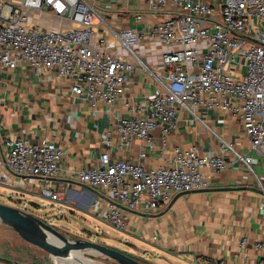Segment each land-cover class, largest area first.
Wrapping results in <instances>:
<instances>
[{
  "label": "built area",
  "instance_id": "2783aa9c",
  "mask_svg": "<svg viewBox=\"0 0 264 264\" xmlns=\"http://www.w3.org/2000/svg\"><path fill=\"white\" fill-rule=\"evenodd\" d=\"M117 1L0 0V68L13 70L22 64L35 72L48 70L69 81L76 96H86L94 106L98 101L111 105L125 94L134 67L117 53V47L149 71L137 55L139 34L132 28L114 31L115 43L105 37L91 42L94 18L105 24L96 5L111 7ZM138 1L150 12L168 5L177 12L152 26L154 40L170 49L162 53V73L149 71L157 87L146 99L144 113L121 120V141L127 144L139 138L149 143L152 132L163 127L166 133L179 112L199 120L197 110L206 107L236 115L252 149H264V0ZM30 13L67 18L71 27L43 29L31 24ZM132 19L138 24L142 15L137 13ZM110 141L107 136L105 145L109 147ZM5 146L0 185L14 187L16 180L38 179L42 182L40 196L53 203L63 201L64 193L48 182L57 177L65 157L60 146L45 140L31 143L26 138L8 139ZM225 153H232L253 173L255 160L240 156L222 141L217 154L201 156L196 148H175L169 164L154 170L126 160L112 162L106 150L97 166L78 174L77 182L106 201L104 219L123 230L129 213H153L176 195L208 189L204 169L225 170L231 164ZM255 247L262 252L258 264H264V239Z\"/></svg>",
  "mask_w": 264,
  "mask_h": 264
},
{
  "label": "crops",
  "instance_id": "0c3cea01",
  "mask_svg": "<svg viewBox=\"0 0 264 264\" xmlns=\"http://www.w3.org/2000/svg\"><path fill=\"white\" fill-rule=\"evenodd\" d=\"M96 9L105 24L94 18L93 43L99 37L115 43L114 31L132 28L139 34L136 50L143 65L162 73L161 56L170 48L154 40L152 26L176 14L171 5L150 12L138 0H118L111 7L96 5ZM137 13L142 20L134 24L132 17ZM29 19L32 25L46 30L71 27L67 18L51 14L30 13ZM116 51L134 67L125 94L111 105L98 101L94 106L86 96H76L69 81L48 70L35 72L22 64L13 70L0 68V158L7 153L8 139L26 138L31 143L45 140L60 146L65 157L58 165L57 177L48 181L55 191L64 193L57 205L78 206L89 217L109 224L104 219L106 201L77 182L78 174L97 166L106 150L112 162L126 160L154 170L169 164L175 148H196L203 156L219 153L224 141L240 156L255 160L253 173L232 153H225L231 163L225 170L204 169L210 181L208 189L176 195L153 213H129L125 228L119 232L140 253L151 252L157 260L153 264H258L262 252L255 244L264 239V149H252L236 115L206 107L197 110L199 120L179 112L166 133L163 127L152 132L149 143L139 138L123 143L118 132L121 120L144 113L146 99L157 83L151 72L124 49L117 47ZM107 136L111 138L109 147L104 142ZM142 153L145 158H141ZM41 185L38 179L16 180L13 188L34 199L41 197ZM243 240L246 243L241 245Z\"/></svg>",
  "mask_w": 264,
  "mask_h": 264
},
{
  "label": "rangeland",
  "instance_id": "374dc122",
  "mask_svg": "<svg viewBox=\"0 0 264 264\" xmlns=\"http://www.w3.org/2000/svg\"><path fill=\"white\" fill-rule=\"evenodd\" d=\"M94 42V39H91ZM26 196V195H25ZM13 187L0 185V203L30 213L54 227L69 240L84 239L108 246L132 257L143 264L157 263L150 253L142 254L129 245L124 236L102 220L89 217L86 210L72 205L67 208L40 197H25ZM94 264H114L100 257L84 255ZM54 264L44 250L26 242L13 229L0 223V264ZM56 263H61L57 261ZM65 264V263H64Z\"/></svg>",
  "mask_w": 264,
  "mask_h": 264
},
{
  "label": "water",
  "instance_id": "95a60500",
  "mask_svg": "<svg viewBox=\"0 0 264 264\" xmlns=\"http://www.w3.org/2000/svg\"><path fill=\"white\" fill-rule=\"evenodd\" d=\"M0 223L13 229L26 242L47 252L52 257L53 263L78 253L82 256L107 259L114 264H143L123 252L100 243L84 239L69 240L38 217L2 203H0Z\"/></svg>",
  "mask_w": 264,
  "mask_h": 264
},
{
  "label": "bare ground",
  "instance_id": "6f19581e",
  "mask_svg": "<svg viewBox=\"0 0 264 264\" xmlns=\"http://www.w3.org/2000/svg\"><path fill=\"white\" fill-rule=\"evenodd\" d=\"M169 51V50H168ZM103 154V153H102ZM101 154V155H102ZM100 155V156H101ZM100 159V158H99ZM73 257H70L68 259L65 260H60L61 263H54V264H94V262H92L91 260H89L88 258L82 256L81 254L78 253H74ZM59 261V260H58Z\"/></svg>",
  "mask_w": 264,
  "mask_h": 264
}]
</instances>
